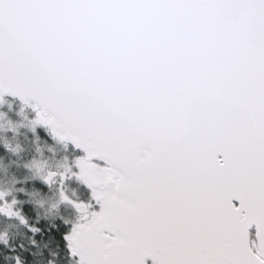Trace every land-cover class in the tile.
I'll list each match as a JSON object with an SVG mask.
<instances>
[{"label":"snow or ice","instance_id":"snow-or-ice-1","mask_svg":"<svg viewBox=\"0 0 264 264\" xmlns=\"http://www.w3.org/2000/svg\"><path fill=\"white\" fill-rule=\"evenodd\" d=\"M5 95L72 146L64 264H264V0H0Z\"/></svg>","mask_w":264,"mask_h":264},{"label":"flooded vegetation","instance_id":"flooded-vegetation-1","mask_svg":"<svg viewBox=\"0 0 264 264\" xmlns=\"http://www.w3.org/2000/svg\"><path fill=\"white\" fill-rule=\"evenodd\" d=\"M45 130L48 131V129ZM31 139V137H21L20 144L14 147L15 149L13 150L11 148L8 149L7 147L2 146L12 156L19 158L17 167V170H19L18 174H9L8 176L3 175V179L1 181L2 183L4 181L5 184L0 186V193H2L4 197H6V199L12 204V207L16 210V214L20 216V219H0V242L7 243L10 241V239L19 236L21 237L24 233L23 231H26V236H28L31 232L34 233V231L30 230L33 228H31L28 218L22 214L21 210H23L24 207L28 209L29 206L32 205L33 207L31 206L30 209L34 207L38 209L36 211H32L33 214L39 216L38 212L40 211V213L45 215L48 219L58 218L62 222L74 219V214L61 199L58 184H53L49 187L42 183L44 184L43 187H46L49 195L41 196L40 192L38 191L40 187L34 185H26L24 184L26 180H24L23 177L21 179L17 177L21 174V172H27L25 175H30L31 179L40 182L33 177L34 173L33 170H31L30 165L34 163L35 160H37L41 151L38 146H32L33 140ZM52 140L55 144L54 149H49L45 152H56V150L59 152L60 157H62L60 158V160H63L64 163L67 164V167L59 168L56 170L64 172L68 168V163L71 164L72 162V157L74 155L73 149L70 145L63 144L53 138ZM13 151H17V153H14ZM25 153L30 154V156L24 158L25 160L23 161L22 156ZM76 155L83 156V154L80 152H76ZM0 163L3 166L2 168L4 169V171L9 173V170L6 169L7 167L5 166V164L2 161ZM50 170L55 169L52 167ZM56 170L51 172H57ZM68 190L70 191L68 192ZM63 191L65 193L68 192V196H70L71 198L73 197V199L76 200L81 199L84 195L81 188L72 180H68L63 184ZM23 195H25V198L28 199V201L32 202L29 203L20 201L19 198ZM6 243L4 246H7Z\"/></svg>","mask_w":264,"mask_h":264},{"label":"trees","instance_id":"trees-1","mask_svg":"<svg viewBox=\"0 0 264 264\" xmlns=\"http://www.w3.org/2000/svg\"><path fill=\"white\" fill-rule=\"evenodd\" d=\"M8 101L13 104L16 111L19 112L22 108L18 102L13 100ZM35 116L36 113L31 108L30 118H35ZM36 136L38 144L36 145V143L34 144V141H32V146H38L41 151L40 154L49 149H54L55 144L48 131L45 129H39ZM27 156H30V154H23V161ZM1 161L7 167L6 169L9 170V174H18L19 170H17V167L19 158L12 156L0 143V162ZM26 173L27 172H21L17 177L19 179L23 177V179L26 180L24 182L26 185L40 187L38 191L41 196H48L49 194L46 187H43L44 184L31 179L30 175H25ZM1 176H3V173H0V177ZM19 199L23 202H32L28 201V199L25 198V195L21 196ZM31 206H29L28 209L24 207L22 214L28 218L34 233L31 232L26 236V231H23L24 236L22 235L21 237L19 236L10 239V241L6 243L7 246H0V256H8V260L5 264H17L15 260V256L17 255L26 260L27 264H64V249L62 247L63 241L61 239V235L65 231L63 222L58 218L48 219L45 215L40 213V211L38 212L39 216H36L32 211L38 209L35 207L30 209ZM9 249L12 251H9Z\"/></svg>","mask_w":264,"mask_h":264},{"label":"rangeland","instance_id":"rangeland-1","mask_svg":"<svg viewBox=\"0 0 264 264\" xmlns=\"http://www.w3.org/2000/svg\"><path fill=\"white\" fill-rule=\"evenodd\" d=\"M3 104H0V143L2 146L15 149L17 145L20 144V138H28L31 137L34 141V144H38L37 140V132L39 129L44 130L45 128L39 127L35 132L32 130V125L30 123V110L31 107H22L20 111H16L12 103L8 101V99H4ZM23 113V114H21ZM17 153V151H13ZM58 154H57V153ZM43 152L39 154L37 160L34 161L30 165L31 170H33L34 178L43 183V178L46 177L49 172L55 171L59 168L67 167V164L64 163L63 160H60L59 152ZM70 164L68 163V166ZM55 170H50L52 167ZM3 166L0 163V173H3L4 176H8L9 173L5 172L2 168ZM58 173L60 171L56 170ZM0 177V186L5 184L4 181L2 183V178ZM73 184V183H72ZM69 185V184H68ZM70 190H68L69 192ZM67 192V195H68ZM73 199V197H72ZM6 242H0V246L5 245Z\"/></svg>","mask_w":264,"mask_h":264},{"label":"water","instance_id":"water-1","mask_svg":"<svg viewBox=\"0 0 264 264\" xmlns=\"http://www.w3.org/2000/svg\"><path fill=\"white\" fill-rule=\"evenodd\" d=\"M4 99H9V100H13V101H16V102H18L20 105H22L23 107H27V106H25L23 103H22V101L18 98V97H12V96H10V95H5L4 96ZM31 103L32 104H35L36 102L35 101H31ZM50 132V131H49ZM50 135H51V133H50ZM52 137V136H51ZM53 138V137H52ZM54 139V138H53ZM55 140H58V139H55ZM58 141H60V140H58ZM61 143H63V144H67V143H65V142H62V141H60ZM67 145H70L71 146V144H67ZM72 147V146H71ZM77 152H80V153H82L83 155H84V153H83V151L82 150H78ZM252 232H255V229L253 228V230H252ZM149 264H151V261H149Z\"/></svg>","mask_w":264,"mask_h":264}]
</instances>
